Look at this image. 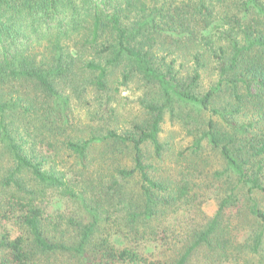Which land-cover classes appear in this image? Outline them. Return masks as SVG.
<instances>
[{
  "label": "trees",
  "instance_id": "obj_1",
  "mask_svg": "<svg viewBox=\"0 0 264 264\" xmlns=\"http://www.w3.org/2000/svg\"><path fill=\"white\" fill-rule=\"evenodd\" d=\"M132 83L140 122L78 134L74 100L113 117ZM166 115L192 139L175 176ZM259 197L264 0H0V264H264Z\"/></svg>",
  "mask_w": 264,
  "mask_h": 264
},
{
  "label": "rangeland",
  "instance_id": "obj_2",
  "mask_svg": "<svg viewBox=\"0 0 264 264\" xmlns=\"http://www.w3.org/2000/svg\"><path fill=\"white\" fill-rule=\"evenodd\" d=\"M217 81V74L214 70L213 62L206 59V66L201 70L200 91H206ZM136 83L129 84L126 89L121 90L116 97V100L110 104L114 108V116L108 117L107 115L97 117L98 109L93 104L92 99L88 104L82 103L83 101H73L74 115L76 117V130L78 134L82 133V136L88 137L91 127L115 130L118 133L127 131L132 123H138L143 118L141 107L138 103L140 92ZM87 99V98H86ZM191 137L186 134L178 125L170 122L168 115L164 117V120L160 126V134L158 141L162 146L161 162L156 164L160 167L162 175L175 176L178 170L184 167L189 161L185 159H179L177 153L182 151L191 142ZM148 150H151L152 155L154 151L148 146ZM200 160L197 161L199 169H203L202 161L208 162L211 165L208 167L211 171H215L218 168V160L208 149H205L200 154ZM207 173V172H206ZM260 198V197H259ZM262 210L264 211V200L260 198ZM50 210L52 213H60L64 211L65 205L60 200H53L50 203ZM217 205V200L213 199L207 203L203 209L207 216H210L212 211ZM118 245H121V241H117Z\"/></svg>",
  "mask_w": 264,
  "mask_h": 264
}]
</instances>
